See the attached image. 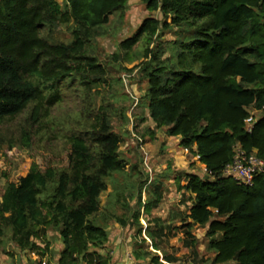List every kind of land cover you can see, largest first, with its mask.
<instances>
[{"label": "trees", "instance_id": "obj_1", "mask_svg": "<svg viewBox=\"0 0 264 264\" xmlns=\"http://www.w3.org/2000/svg\"><path fill=\"white\" fill-rule=\"evenodd\" d=\"M141 2L150 14L133 36L121 41L126 52L114 57L125 59L143 41L140 72L147 82L143 103L149 118L168 136L179 137V146L205 165L204 177L187 174L184 184L176 178L178 190L190 193L188 212L177 209L178 228L190 250L187 260L264 264V173L252 186L224 174L237 146L264 158V0ZM128 5L129 0H0V126L28 109L32 126L40 123L59 99L58 85L69 78H79L88 93L105 86L107 69L97 43L109 34L112 15L123 22ZM62 26L68 27L70 41L52 42L44 35ZM169 30L177 38L162 41ZM111 105L102 107L91 130L69 136L68 166L41 169L34 163L18 182L7 184L0 199V242L7 236L21 250L44 257L51 241L46 240L48 232L57 231L63 241L58 264H111L113 258L103 252L110 242V221L142 231L140 213L127 218L101 211L109 178L128 164L120 154L122 138L115 131ZM252 109L261 116L250 122ZM122 114L128 119L126 110ZM32 141V131L23 129L19 144L29 147ZM4 145L0 137V158ZM133 195L127 191L126 196ZM119 198L110 204L125 209L127 199ZM159 202L160 194L148 200L146 213ZM152 220V247L164 249L176 231L164 225V218ZM195 226L207 228L206 252L212 255L201 252ZM146 242L133 249L136 264H166L160 254L143 251ZM163 259L181 261L168 252Z\"/></svg>", "mask_w": 264, "mask_h": 264}, {"label": "rangeland", "instance_id": "obj_2", "mask_svg": "<svg viewBox=\"0 0 264 264\" xmlns=\"http://www.w3.org/2000/svg\"><path fill=\"white\" fill-rule=\"evenodd\" d=\"M58 1L63 2V0ZM149 14L141 0H129L122 23L119 22L117 14L112 15L111 22L106 26L109 34L100 38L97 43L99 60L107 69L108 82L105 86L93 88L88 93L79 78H69L58 85L59 99L49 105L48 115L43 117L40 123L32 126L28 120L31 109H28L17 118L0 126V137L5 142L0 158V199L7 184L18 182L22 176L27 175L34 163L41 169L52 165L59 168L68 166L71 152L69 136L91 130L99 122L102 107L112 104L111 107L116 112L113 118L115 131L122 138L120 154L128 164L123 172L115 173L109 178L108 188L100 197L101 211L106 215H113L114 212L125 213L127 218L140 213L139 221L143 225L140 233L134 225L123 227L120 236L127 234L128 239L121 241V237L117 244L119 246L123 244L124 247L128 246L129 250H132L137 247L136 244L144 240L147 242L142 245L143 251L152 250L160 254L163 263L194 264L187 260L190 250L185 246L182 229L178 228L182 223L177 212V209H181L183 213L188 212L190 200L187 198L190 193L178 190L176 178L180 176L184 184L187 174L198 173L204 177L207 175L205 165L199 157L179 146V137L168 136L166 129L157 127L149 118L147 106L143 103L147 82L140 72L143 41L136 43L125 59L114 57L115 52L122 54L126 52L120 46L121 41L133 36L142 20ZM153 14L162 19L160 12ZM44 35L52 42L70 41L72 38L67 26H62L53 33L44 32ZM175 38L177 35L169 30L161 40L167 42ZM123 110H126L128 119L123 117ZM23 129L32 131L33 141L29 147L19 144ZM13 142L17 145L11 147ZM140 187L142 190L138 193ZM127 191L133 192L134 195L126 196ZM156 193L160 194V202L151 213L147 214L144 205L148 200L157 197ZM139 194H141V205ZM115 198H119L122 202L127 199L126 208L123 209L121 205L112 207L110 202ZM154 217L164 218V225H171L176 231L174 236H170L169 244L163 246L164 249L152 247L151 238L148 236V230L154 226L152 220ZM118 226L122 225L110 221L109 227L112 233L115 230L118 232V229H114ZM192 230L199 239L198 245L204 256L212 255L211 252H206L207 228L195 226ZM48 233L49 240H46L51 241L44 257L35 250H21L7 236L3 237V241L0 242V264H36L37 262L58 264L60 235L57 231ZM114 237L116 235L112 234V242L103 250L112 258L114 256L112 252L115 253L117 248L115 240H118ZM164 252L174 254L181 261L167 262L163 259ZM147 261H150V258L147 257Z\"/></svg>", "mask_w": 264, "mask_h": 264}, {"label": "built area", "instance_id": "obj_3", "mask_svg": "<svg viewBox=\"0 0 264 264\" xmlns=\"http://www.w3.org/2000/svg\"><path fill=\"white\" fill-rule=\"evenodd\" d=\"M262 111H264V107ZM254 120L252 115L249 121ZM252 129L253 125L249 124L248 131H252ZM235 152L233 160L226 164L224 174L233 177L239 185L252 186L255 177L264 173V158L260 157L256 150L247 153L239 146L235 148Z\"/></svg>", "mask_w": 264, "mask_h": 264}, {"label": "crops", "instance_id": "obj_4", "mask_svg": "<svg viewBox=\"0 0 264 264\" xmlns=\"http://www.w3.org/2000/svg\"><path fill=\"white\" fill-rule=\"evenodd\" d=\"M250 112L253 115V118H255V119H257L261 116V113H259V111H257V110L252 109V110H250ZM110 229L111 228L109 227V231H110V242L109 243L112 242V240H111L112 234L116 235V237H114V238H118V240H115V246L117 248H116L115 253L112 252L114 254V256H113V259L111 261V264H136V259L134 258V254H133L134 248H132V250H129L130 248L128 246L124 247L123 244H121L120 246L117 244L119 242V238L121 239V237H122V236H120V234H121V230L123 229V227L122 226H118V228L115 227L114 229H118V232H116V230H115L113 233ZM127 237H128V235L126 234L125 236L122 237L121 241L128 239ZM62 248H63V241L61 239L60 250Z\"/></svg>", "mask_w": 264, "mask_h": 264}]
</instances>
